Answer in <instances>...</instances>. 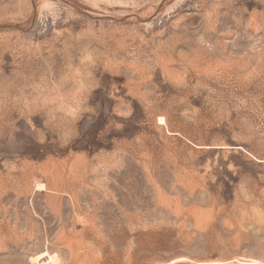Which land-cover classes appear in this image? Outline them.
Returning <instances> with one entry per match:
<instances>
[{
    "label": "rangeland",
    "instance_id": "obj_1",
    "mask_svg": "<svg viewBox=\"0 0 264 264\" xmlns=\"http://www.w3.org/2000/svg\"><path fill=\"white\" fill-rule=\"evenodd\" d=\"M264 264V0H0V264Z\"/></svg>",
    "mask_w": 264,
    "mask_h": 264
},
{
    "label": "bare ground",
    "instance_id": "obj_2",
    "mask_svg": "<svg viewBox=\"0 0 264 264\" xmlns=\"http://www.w3.org/2000/svg\"><path fill=\"white\" fill-rule=\"evenodd\" d=\"M43 264H50V263H43Z\"/></svg>",
    "mask_w": 264,
    "mask_h": 264
}]
</instances>
